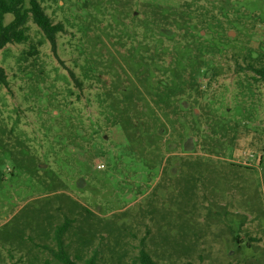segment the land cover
<instances>
[{
    "label": "rangeland",
    "instance_id": "1",
    "mask_svg": "<svg viewBox=\"0 0 264 264\" xmlns=\"http://www.w3.org/2000/svg\"><path fill=\"white\" fill-rule=\"evenodd\" d=\"M39 2L55 47L0 50V264L66 221L80 264H264V0Z\"/></svg>",
    "mask_w": 264,
    "mask_h": 264
},
{
    "label": "trees",
    "instance_id": "2",
    "mask_svg": "<svg viewBox=\"0 0 264 264\" xmlns=\"http://www.w3.org/2000/svg\"><path fill=\"white\" fill-rule=\"evenodd\" d=\"M26 2L28 3V7L25 6ZM9 14L12 15L13 18L8 23H5V17ZM29 20L37 25L45 38L55 47L56 35L64 31L63 24L53 23L44 12L39 0H0V50L7 44L22 43L29 39V35L27 34V23ZM252 70L259 76V78L256 79H261L264 82V64L257 68L252 67ZM0 84L4 87L8 85L5 71L1 66ZM176 87L177 88L174 89L175 92H180L183 88L181 85ZM181 109L182 105H180L176 111L178 112ZM68 226L69 222L66 221L55 229L57 247L55 250L51 249V252L56 262H46L44 264H80L78 260L71 257L62 240V235H64ZM138 259L140 264H158L146 251L143 243L139 251ZM96 260V256L93 255L85 259L84 264H97Z\"/></svg>",
    "mask_w": 264,
    "mask_h": 264
},
{
    "label": "flooded vegetation",
    "instance_id": "3",
    "mask_svg": "<svg viewBox=\"0 0 264 264\" xmlns=\"http://www.w3.org/2000/svg\"><path fill=\"white\" fill-rule=\"evenodd\" d=\"M181 105H183L184 106V104H181ZM195 112L193 111V114H194ZM190 142H192V140H186V143H185V148L186 149H191L193 146L192 145H190L189 143ZM173 169V168H172ZM172 169L170 170L171 172H172ZM173 173V172H172Z\"/></svg>",
    "mask_w": 264,
    "mask_h": 264
},
{
    "label": "water",
    "instance_id": "4",
    "mask_svg": "<svg viewBox=\"0 0 264 264\" xmlns=\"http://www.w3.org/2000/svg\"><path fill=\"white\" fill-rule=\"evenodd\" d=\"M230 34H231V32H230ZM232 35H234L233 32H232Z\"/></svg>",
    "mask_w": 264,
    "mask_h": 264
}]
</instances>
